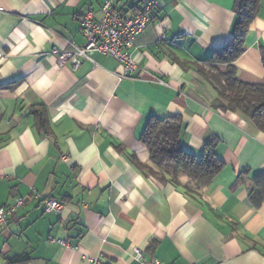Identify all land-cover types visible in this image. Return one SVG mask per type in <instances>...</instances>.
Returning a JSON list of instances; mask_svg holds the SVG:
<instances>
[{"label": "crops", "instance_id": "crops-1", "mask_svg": "<svg viewBox=\"0 0 264 264\" xmlns=\"http://www.w3.org/2000/svg\"><path fill=\"white\" fill-rule=\"evenodd\" d=\"M104 1L0 0V206L28 196L0 226V264H137L135 247L162 264H264V198H252L251 181L264 172V134L244 114L216 109L198 70L233 35L236 0H160L136 39V78L101 53L76 70L59 66L53 48L83 46L81 19L101 20ZM113 1L130 18L143 0ZM263 52L264 0L234 63L240 81L264 85ZM44 109L47 131L32 113ZM153 115L179 116L196 155L216 139L226 166L202 197L131 161L150 164L141 136ZM31 189L62 211L47 212Z\"/></svg>", "mask_w": 264, "mask_h": 264}, {"label": "trees", "instance_id": "trees-1", "mask_svg": "<svg viewBox=\"0 0 264 264\" xmlns=\"http://www.w3.org/2000/svg\"><path fill=\"white\" fill-rule=\"evenodd\" d=\"M261 5L262 0H236L237 24L233 35L224 46L213 48L209 65L198 67V70L217 92L216 109L244 114L264 134V85L240 81L234 66L246 50V38ZM262 63L264 67V52ZM32 113L40 130L47 131L45 109ZM182 127L179 116L161 118L153 115L141 136L150 153V164L140 163L134 155L131 161L146 175L154 176L162 183L181 186L188 196L198 199L226 164L216 154V139L207 141L200 155L189 151L181 140ZM249 173L246 169L242 174ZM251 181L254 185L252 198L259 196L261 201L264 198V172L252 175ZM22 261L13 259L11 262Z\"/></svg>", "mask_w": 264, "mask_h": 264}, {"label": "built area", "instance_id": "built-area-1", "mask_svg": "<svg viewBox=\"0 0 264 264\" xmlns=\"http://www.w3.org/2000/svg\"><path fill=\"white\" fill-rule=\"evenodd\" d=\"M160 0H143L139 12L130 18L124 17L114 6L113 0H105L102 5V18L94 19V13L88 12L81 19L82 33L86 39L83 46L69 43V49L60 50L55 47L52 54L56 57L59 66L71 64L73 69L86 60H91L93 55L101 53L113 57L125 67V78H136L140 73V66L134 58L136 39L150 25L154 11ZM162 85H168L159 80ZM64 161L68 158L63 157ZM30 196L44 203L47 212H61L64 204L52 198H42L35 189H31ZM28 196H19L9 206H0V226L6 225L16 215L20 208L27 202ZM50 243L69 246L62 239H50ZM134 257L137 264H162L156 258L148 259L143 249L134 248ZM101 256L89 259V264H102Z\"/></svg>", "mask_w": 264, "mask_h": 264}]
</instances>
